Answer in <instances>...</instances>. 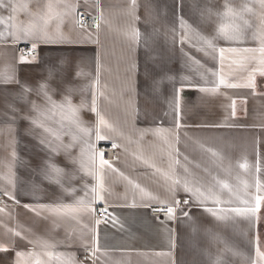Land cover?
Masks as SVG:
<instances>
[{
  "label": "crops",
  "instance_id": "1",
  "mask_svg": "<svg viewBox=\"0 0 264 264\" xmlns=\"http://www.w3.org/2000/svg\"><path fill=\"white\" fill-rule=\"evenodd\" d=\"M18 2L28 3L29 10L35 12L38 6L43 9L48 0ZM225 2L182 0V10H179L178 0H136L137 21L132 14L131 0H98L99 8L97 0H88L87 4L85 0H67L70 4L78 3L76 10L85 11L90 19L99 17L102 11L99 29L93 24L81 28L69 14L60 26L62 39L55 38L56 22L50 23L54 42L21 38L14 43L7 34L0 39V177H11L14 183L13 187L0 179V192L10 191L19 201L17 204L3 195L4 200L0 202V207L6 209L0 213V247L10 249L7 253L0 252V264H12L16 250L27 251L31 247L26 240L12 237L7 228L21 229L31 239L55 242L56 251L72 254L79 264H212L218 255L227 264H250L257 232L264 244V207L255 225L237 218L235 227H224L196 203L189 210L191 219L182 215L188 207L182 206L177 209L176 218L170 220L167 215H153V208L161 205L142 198L111 170H105V200L96 205L99 211L107 207L115 224L109 218L107 223L96 226L95 216L89 215H83L80 223L47 213L45 220L24 207L60 201L72 203L84 195L85 184L95 183L76 164L69 162L63 150L52 162L65 170L61 182L66 188L75 187V195L65 193L58 184L45 179L42 169L51 154L40 144L42 130L34 127L30 118L36 116L33 101L41 108L46 107L42 96L37 95L41 83L47 82L50 91L55 89L52 96L58 102L65 89L71 87L72 103L80 105L91 100V86L97 78L99 91L104 93L98 96V109L113 130L105 129L108 139L96 142V146L99 150L106 147L114 150V158L109 161L120 173L159 200L171 201L164 181L151 177L152 170L134 157V153L142 151L145 156L154 157L160 167L167 168V152L162 151L166 146L155 134L156 129H161L173 147L179 149L181 165L189 169L190 178L198 185L207 189L214 184L213 177L219 176L232 185L246 181L250 185L249 193L255 192L258 158L264 168V76L256 74L253 87L219 86L216 92H202L200 87L212 88L218 84V78L212 75L213 71H220L218 54L214 59L187 43L181 46L178 42V15L196 32L211 38L216 35L220 22L216 13L223 11ZM227 2L239 9L247 0ZM8 14L0 9V15L7 17ZM17 18L20 22L28 20L23 12ZM246 18L258 23L256 17ZM133 28L141 33L138 43L131 39ZM34 42L37 56L21 63V49L32 48ZM196 43L193 39L192 44ZM214 43L217 47L258 46L251 30H245L243 43L223 39H216ZM189 56L199 60L200 65L194 64ZM239 58L237 54L225 53L223 72L228 81L245 84L248 70L233 62ZM251 67L254 65L248 69ZM54 69L64 70L63 79L60 73L49 79V71ZM77 71L81 72L80 76L76 75ZM7 78L13 82H5ZM22 85L31 91L25 93ZM181 88L177 113L174 104L177 90ZM80 117L85 127L94 128L97 117L87 106L81 110ZM177 135L178 144L175 143ZM70 142V136L65 135L63 143ZM113 143L119 146L114 148ZM205 149L223 158L222 167L217 166ZM79 150L77 145L70 154L78 156ZM245 161L249 165L247 171L239 167ZM176 171L184 175L183 167L177 166ZM73 175L77 178L73 179ZM259 175L264 180V170ZM223 195L228 198L226 192ZM176 196L181 200L187 198L183 191ZM93 237H97L100 251L93 258L85 259L88 256L85 244L91 247ZM226 245L236 254L226 252Z\"/></svg>",
  "mask_w": 264,
  "mask_h": 264
},
{
  "label": "snow or ice",
  "instance_id": "2",
  "mask_svg": "<svg viewBox=\"0 0 264 264\" xmlns=\"http://www.w3.org/2000/svg\"><path fill=\"white\" fill-rule=\"evenodd\" d=\"M87 3L88 0H85V4ZM78 7V3L70 4L67 3V0H48L43 9H40L38 6V10L32 12L29 10L28 3H21L18 0H0V9L9 13L7 17L0 15V26H3V31H0V39L4 38L5 34L10 36L14 43L21 38H33L34 41L42 40L45 43L54 42L55 38L62 39L60 26L69 14L74 16L75 23L79 27L84 28V17L76 10ZM96 7L99 8L98 0ZM136 7V0H131L132 14L138 21L139 17L135 15ZM177 8L182 10V0H178ZM207 11L211 14L210 9ZM20 12L28 16L26 22L18 21L17 14ZM216 15L219 17L220 22L216 35L211 38L196 32L182 15H178L177 17L180 28L178 42L181 46L187 43L189 47H195L198 52H203L205 56H212L214 59L217 58L215 54H218L220 71L212 72V75L218 78V84L212 88L200 87L199 90L202 92H216L219 86L226 88L253 87L256 74L264 76V0H247L239 9L231 6L226 0L223 11L216 13ZM246 17H256L258 23L254 24ZM102 18L103 13L101 11L100 16L93 20V25L97 30L100 27L99 20ZM52 21L56 22L55 38L49 31V25ZM245 30L252 31V38L258 41L257 47H217L214 43L216 39H223L230 43H243ZM130 35L134 42L138 43L140 41L141 33L138 29L133 28ZM193 39L197 41L196 44H192ZM32 51H35V42L33 43ZM225 53L240 56L238 61L233 62L239 67L248 70L247 83H232L226 79L223 72ZM189 59L194 64L200 65V61L194 57L189 56ZM20 62L25 63L29 61L22 54ZM249 65H254V67L248 69ZM57 73H60L63 79V69L50 70L49 79L54 78ZM76 75L80 76L81 72L77 71ZM5 82L11 83L13 79L7 78ZM15 82L19 83L18 81ZM21 87L25 93L31 91L26 85H22ZM54 91L55 89L50 91V85L47 82L39 85L37 95L42 96L46 107L41 108L33 101L32 110L36 113V116L30 118V123L42 130L39 140L40 144L51 154L49 159L44 162L46 164V167L42 169L44 178L50 183L58 184L65 193L75 195L77 191L75 187L66 188L61 182L65 170L52 162L53 157L59 155L63 150L69 162L76 164L78 170L85 176L91 177L95 183L92 185L85 184L82 189L84 195L76 197L72 203L60 201L51 204H25L24 207L36 216L46 220L48 215H51L80 223L83 215H99L101 218H97L94 221L96 226H99L101 223H107L109 218L115 224V218L110 217L107 213V207H104L100 212H97V209L94 207L98 202H104L105 200L104 175L105 170H111L113 173L119 174L128 185H131L133 189L138 191L142 198L160 204L161 206L153 208V211L165 213L170 220L176 218L177 209L182 206H188L182 211V215L191 219L189 210L191 205L196 203L204 211L215 217L224 227H235L237 218H244L253 225L258 224L260 219L259 214L262 207H264V180L259 175L264 168H262L259 158L255 165L256 178L254 184L255 192L253 194L249 193L250 185L246 181H240L237 185H232L228 181L220 179L219 176L213 177L214 184L205 189L198 185L194 179L190 178L189 169L181 165L179 149L173 147L167 136L163 134V130L156 129L155 134L161 137L166 146L162 151L167 152V168L160 167L154 157L145 156L142 151L134 153V157L142 166L152 170L149 173L151 177L164 181L167 191L171 194L172 198L170 202L161 201L133 179L120 173L109 160L104 158V153L97 148L96 142L108 139L104 130H113L111 124L98 109V96L104 95L102 91H99V79L97 78L91 86V100L87 104L84 101L80 105L72 103L71 94L73 89L71 87L65 89L62 94V100L59 102L53 99L52 92ZM179 91H182V88L177 90L175 98L174 109L177 113H179L180 108ZM86 106L97 117L94 128L85 127L80 117L81 110ZM53 124L56 126L53 127ZM176 127H180L179 123H177ZM65 135L70 136L71 142L69 144L63 143ZM175 143H179L178 135L175 138ZM77 145L80 146L79 154L78 156H72L70 150ZM112 146L115 148L119 145L113 143ZM205 151L211 153L218 167H222L223 158L218 153L211 149H205ZM12 155L15 158V152ZM161 159L163 160V157ZM184 160L187 161V157H184ZM177 166L183 167V176L177 173ZM239 167L247 171L249 165L245 161L244 163H240ZM72 178L76 179L77 177L73 175ZM0 179L6 180L7 183L12 184L14 187L11 177H0ZM180 191L187 194L186 199L181 200L177 198L176 193ZM225 192L228 194L227 199L223 195ZM0 195L8 197L17 204L19 203L10 191L4 190L0 192ZM5 210V207H0V213H4ZM46 213L48 215H45ZM6 230L12 237L26 240L31 245L27 251L16 250L12 264H79V262L75 261L72 254L56 251L57 244L55 242L44 238L31 239L25 236L23 231L18 228H7ZM93 241L91 247L85 244V251L88 252V256L85 259L93 258L100 251L97 237H93ZM253 247L254 257L251 258L250 264H264V244H262L258 232L254 237ZM9 250V248L0 247V252L7 253ZM225 251H230L233 255L236 254L228 245H226ZM245 259L247 260L248 258L245 257ZM212 264H227V261L223 259L222 255H218L212 261Z\"/></svg>",
  "mask_w": 264,
  "mask_h": 264
},
{
  "label": "built area",
  "instance_id": "3",
  "mask_svg": "<svg viewBox=\"0 0 264 264\" xmlns=\"http://www.w3.org/2000/svg\"><path fill=\"white\" fill-rule=\"evenodd\" d=\"M80 13L83 15L84 17V27H88L89 25H92L93 24V20L94 19H90L87 15V13L83 10L80 11ZM24 55L26 58H34L37 56L38 54V50L35 49V51L33 52L32 51V48L30 47H24L21 49V55ZM100 150H102V152L104 153V156H105V159L107 160H110V159H113L114 158V150L112 148H101ZM4 200V196L3 195H0V202H3ZM96 209H97V212H100L97 205H96ZM108 213V211H107ZM109 214V213H108ZM153 215H156V216H165L166 214L163 213V212H154L153 211ZM97 218H101L99 215H96L95 216V219Z\"/></svg>",
  "mask_w": 264,
  "mask_h": 264
}]
</instances>
